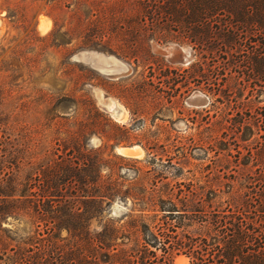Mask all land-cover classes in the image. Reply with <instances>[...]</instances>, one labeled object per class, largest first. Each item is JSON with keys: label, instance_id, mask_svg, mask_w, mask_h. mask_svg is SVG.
I'll return each mask as SVG.
<instances>
[{"label": "rangeland", "instance_id": "374dc122", "mask_svg": "<svg viewBox=\"0 0 264 264\" xmlns=\"http://www.w3.org/2000/svg\"><path fill=\"white\" fill-rule=\"evenodd\" d=\"M156 1L171 17L150 19L153 0H0V189L17 207L0 214L1 264L20 247L67 249L70 206L87 211L93 238L162 217L170 264H190L196 202L253 201L264 123L252 89L263 82L192 42V0ZM133 146L138 156L119 153ZM45 185L54 196L40 221L32 194Z\"/></svg>", "mask_w": 264, "mask_h": 264}, {"label": "trees", "instance_id": "16d2710c", "mask_svg": "<svg viewBox=\"0 0 264 264\" xmlns=\"http://www.w3.org/2000/svg\"><path fill=\"white\" fill-rule=\"evenodd\" d=\"M168 9L170 7L165 3L153 0L148 16L150 19H162L163 14L171 17ZM204 41L211 53L224 49L230 56L229 65L239 68V74H243L246 81L250 80L251 84L263 82L252 91L257 94V110L260 109L258 114L263 115L264 123V104L260 105L264 100H259L260 96L264 97V0H192V42L202 44ZM240 84L235 81L233 87L240 89ZM261 136L263 141H258L255 149L259 156L264 154V135ZM248 155L251 159L249 149ZM85 184L97 186L93 181ZM42 188L40 195L35 196L36 191H33L31 207L40 221L50 218L45 208L46 201L54 196L48 192L51 187ZM86 188V193L92 189ZM12 196L0 189L1 215L13 213L17 208ZM100 196V200L105 198ZM253 197V201L248 199L241 205L228 204L223 209L210 211L205 210L201 201L196 202L192 207V230L195 233L190 264H264L263 181ZM85 203L87 201H83ZM39 205L43 206L41 211ZM172 208L168 211H176L174 205ZM79 209L70 206L65 208L62 218L59 217L60 225L71 231L75 239L67 249H62L57 243H52L51 248L47 245H36L35 249L20 247L4 264H170L169 251L174 245L162 226L167 222L162 217L157 218L158 222L141 221L134 231L125 230L122 226L110 227V230L103 228L93 238L84 225L87 211L80 213ZM75 219L79 222H74Z\"/></svg>", "mask_w": 264, "mask_h": 264}, {"label": "bare ground", "instance_id": "6f19581e", "mask_svg": "<svg viewBox=\"0 0 264 264\" xmlns=\"http://www.w3.org/2000/svg\"><path fill=\"white\" fill-rule=\"evenodd\" d=\"M116 117L118 118V119H122L123 117H124V112H118L117 114H116ZM126 119V118H125ZM119 150V153H121L123 156H128V154H127V150L126 149H124V148H119L118 149ZM131 151L133 152V156L135 157V156H138L141 152H140V150H139V148L137 147V146H133V147H131ZM178 263H182V262H180V261H178Z\"/></svg>", "mask_w": 264, "mask_h": 264}, {"label": "water", "instance_id": "95a60500", "mask_svg": "<svg viewBox=\"0 0 264 264\" xmlns=\"http://www.w3.org/2000/svg\"><path fill=\"white\" fill-rule=\"evenodd\" d=\"M124 149L127 150L128 156H133L134 155L133 152L131 151V147H124Z\"/></svg>", "mask_w": 264, "mask_h": 264}]
</instances>
